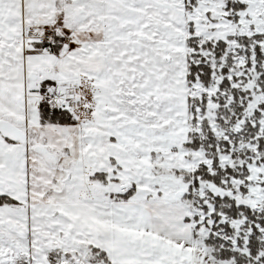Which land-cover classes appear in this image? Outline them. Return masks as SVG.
Here are the masks:
<instances>
[{"label":"snow or ice","instance_id":"6c2138e0","mask_svg":"<svg viewBox=\"0 0 264 264\" xmlns=\"http://www.w3.org/2000/svg\"><path fill=\"white\" fill-rule=\"evenodd\" d=\"M0 264H264V0H0Z\"/></svg>","mask_w":264,"mask_h":264}]
</instances>
